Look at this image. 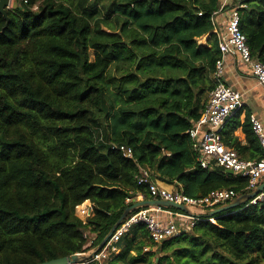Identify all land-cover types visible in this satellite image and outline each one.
<instances>
[{
	"label": "trees",
	"instance_id": "trees-1",
	"mask_svg": "<svg viewBox=\"0 0 264 264\" xmlns=\"http://www.w3.org/2000/svg\"><path fill=\"white\" fill-rule=\"evenodd\" d=\"M221 2L14 0L0 14V264L96 248L137 197L151 199L142 170L191 198L250 193L247 178L201 168L187 133L214 88ZM242 5L239 29L264 64V2ZM242 130L245 146L222 131L224 145L264 159L249 118ZM198 218L160 243L133 225L101 264H264V198Z\"/></svg>",
	"mask_w": 264,
	"mask_h": 264
},
{
	"label": "built area",
	"instance_id": "built-area-1",
	"mask_svg": "<svg viewBox=\"0 0 264 264\" xmlns=\"http://www.w3.org/2000/svg\"><path fill=\"white\" fill-rule=\"evenodd\" d=\"M235 1L233 8L226 10ZM244 0H222L219 9L212 14L214 34L217 36V46L220 57L216 60L212 72L214 88L209 93L207 102L199 119L187 132L192 142V148L197 153V161L201 168L207 169L211 164L224 170H231L233 175L247 178V190L253 191L264 180V159L242 160L232 149L224 145L221 132L228 119L233 117L242 108V99L239 92L227 85L224 78L225 59L227 57L238 58L245 65L257 84L264 90V64L252 58L246 38L239 29L238 9L244 7ZM264 2V0H261ZM201 15V14H199ZM223 19V28H217V19ZM249 124L256 136L260 148L264 151V128L261 122L254 116H249ZM119 150L127 158L132 157L131 149L120 146ZM139 185L146 186L152 200H163L175 204H181L189 209L206 210L218 208L231 202L236 194L231 190H217L202 198H191L177 189H167L150 179L149 172L142 170L137 179ZM140 197V196H139ZM264 198V190L248 204H256ZM142 199V197H141ZM161 213L166 216H160ZM78 218L85 220L91 216V206L85 202L75 208ZM199 216L186 213L172 212L163 208H141L127 217L113 232L102 249L85 264H101L111 254L117 253L115 244L129 228L136 224H143L149 238L154 243L171 239L180 232L191 227ZM213 222L212 219H209ZM84 264V263H80Z\"/></svg>",
	"mask_w": 264,
	"mask_h": 264
},
{
	"label": "crops",
	"instance_id": "crops-1",
	"mask_svg": "<svg viewBox=\"0 0 264 264\" xmlns=\"http://www.w3.org/2000/svg\"><path fill=\"white\" fill-rule=\"evenodd\" d=\"M223 19H217V28H223ZM214 34V31H213ZM209 35L204 36L199 40V44L206 45ZM224 78L230 87L240 93L242 99V108L224 124L222 131L228 134L234 140L233 144L239 147L246 145L245 135L242 130L243 123L249 116L256 117L264 128V90L257 84L248 68L243 65L238 58L227 57L225 59ZM231 137V138H230ZM249 152H243L239 157L246 159L249 157ZM262 180L261 182H263ZM162 187L167 189H175L173 184L156 181ZM141 197H137V200ZM192 216H201V210L189 209ZM160 216H166L161 213Z\"/></svg>",
	"mask_w": 264,
	"mask_h": 264
},
{
	"label": "water",
	"instance_id": "water-1",
	"mask_svg": "<svg viewBox=\"0 0 264 264\" xmlns=\"http://www.w3.org/2000/svg\"><path fill=\"white\" fill-rule=\"evenodd\" d=\"M11 4V0H0V14L3 16L5 20H7V10L9 9ZM226 173L229 175H233V172L231 170H226ZM264 190V181L261 182L253 191L250 193L240 196L238 198L233 199L231 202L224 204L218 208L212 209V210H206L203 215H208L209 217H213L216 215H219L221 213L228 212L230 210H234L239 208L244 203L249 202L250 200L257 197L260 193H262ZM148 207H155V208H172L177 211L189 214H191V211L189 208H187L184 205L181 204H175L172 202H167L163 200H152V199H138L133 201V204L128 207L124 213L121 215V217L117 220V222L114 224V226L111 228V230L108 232V234L104 237V239L100 242V244L90 250L89 252L85 254H73L70 256L62 257L59 259L51 260L48 262H43L41 264H80L88 261L91 259L94 254L102 249L108 239L111 237L113 232L118 228V226L127 218V216L132 212L133 210H138L141 208H148Z\"/></svg>",
	"mask_w": 264,
	"mask_h": 264
},
{
	"label": "rangeland",
	"instance_id": "rangeland-1",
	"mask_svg": "<svg viewBox=\"0 0 264 264\" xmlns=\"http://www.w3.org/2000/svg\"><path fill=\"white\" fill-rule=\"evenodd\" d=\"M13 3H14V0H11L10 7L12 6ZM10 7H9V8H10ZM136 200H137V198H136Z\"/></svg>",
	"mask_w": 264,
	"mask_h": 264
}]
</instances>
